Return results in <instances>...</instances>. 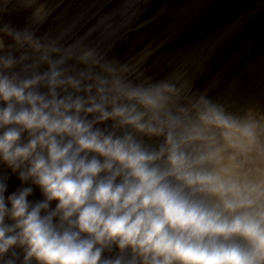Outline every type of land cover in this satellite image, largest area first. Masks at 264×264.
Wrapping results in <instances>:
<instances>
[{"label":"clouds","instance_id":"clouds-1","mask_svg":"<svg viewBox=\"0 0 264 264\" xmlns=\"http://www.w3.org/2000/svg\"><path fill=\"white\" fill-rule=\"evenodd\" d=\"M83 39L0 24V165L22 185L0 173V264H264V108L137 82Z\"/></svg>","mask_w":264,"mask_h":264},{"label":"rangeland","instance_id":"rangeland-1","mask_svg":"<svg viewBox=\"0 0 264 264\" xmlns=\"http://www.w3.org/2000/svg\"><path fill=\"white\" fill-rule=\"evenodd\" d=\"M57 1L62 0H41L51 5V12L38 35L47 34L51 19L58 15L59 10L51 15ZM74 1L64 0L60 8ZM106 6L103 17L118 7ZM33 7L31 0H13L6 23L28 28ZM5 18L0 24H5ZM90 20L82 28L90 27L97 36L110 24L96 22V15ZM131 25L122 38L112 39L113 47L106 42L92 50L94 55L127 68L137 82H166L231 111L264 108V0H151ZM83 33L76 32L70 39L84 37ZM95 34L84 37V50H89ZM6 43H11L10 38ZM0 173L8 172L1 169ZM15 178L9 175V193L12 182L19 183ZM35 194L33 200L42 198L39 189Z\"/></svg>","mask_w":264,"mask_h":264},{"label":"bare ground","instance_id":"bare-ground-1","mask_svg":"<svg viewBox=\"0 0 264 264\" xmlns=\"http://www.w3.org/2000/svg\"><path fill=\"white\" fill-rule=\"evenodd\" d=\"M106 1H108V0H90V2H88L87 3V1L85 2L86 4H84V5H82V9L80 10V14L81 13H84L85 12V10H87V8H88V6L91 4V3H97L98 5H96L97 6V8H96V10L94 11V13H99L100 15L103 13V9H102V7H103V5H104V3L106 2ZM114 1H116V0H114ZM131 0H126L125 2H122L121 3V6L120 5H118V10L121 8V10L122 9H124L125 7H126V5L130 2ZM60 5V4H59ZM58 5V6H59ZM91 15H92V12L90 13ZM89 16L90 15H88V11L87 12H85L82 16H80L79 18H78V20L76 21V22H74V24L72 25L73 26V28L71 29V27L68 29V27H67V31L65 32L66 33V37H65V39L69 36V35H71L75 30H77L79 27H80V23H82L84 20H86L87 18H89ZM104 43V42H103ZM103 43H97V42H93L92 44H90L89 43V45H88V47H90L89 48V50L90 51H92L93 49H96V48H100L102 45H103Z\"/></svg>","mask_w":264,"mask_h":264}]
</instances>
